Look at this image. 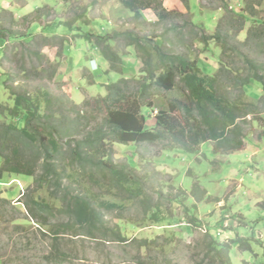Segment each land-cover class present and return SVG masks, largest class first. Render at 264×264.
Wrapping results in <instances>:
<instances>
[{
    "label": "rangeland",
    "instance_id": "374dc122",
    "mask_svg": "<svg viewBox=\"0 0 264 264\" xmlns=\"http://www.w3.org/2000/svg\"><path fill=\"white\" fill-rule=\"evenodd\" d=\"M158 1L172 12L161 21L160 10L154 8L144 9L136 21L137 16L122 0H0V31L6 35V39L0 38V104L13 106L7 86L22 92L45 85L48 91L64 94L79 105L104 97L106 85L138 77L144 64L134 47L117 40L111 44L122 56L117 66L123 71L113 72L97 46L84 37L87 33H107L113 38L137 27L143 35L152 31L161 35L176 26L183 30L184 38L177 40L171 33L169 39L176 47L170 48L199 58L209 74H219L225 94L232 100L241 97L255 112L237 120L245 133L243 147L232 151L218 148L214 153L217 144L208 142L199 147L198 154H188L164 151L163 144H116L115 163L129 166L143 180L150 206L162 210L161 222L152 217L154 209L147 214L141 199L130 202L110 187L64 182L70 196L89 191L95 207L105 202L125 204V211L108 207L104 215L110 228L126 226L127 242L56 233V226L68 221L61 199L54 200L48 186L38 189L32 178L4 174L0 180V264H208L212 256L201 263L207 251V232L229 251L232 264H264V87L253 81L242 95L235 86L236 75L222 73L218 61L222 57L237 71L246 70L250 60L264 67V0L256 7V17L244 13L246 0ZM38 8L47 15L39 21ZM8 31L25 35V40L31 37V48L22 37L13 38ZM217 34L228 49L211 41L207 51L201 38ZM54 69L55 75L50 77ZM42 70H48L49 75ZM9 75L15 81H9ZM164 97L154 98L149 126H155L154 115L166 105V99L186 101L179 87ZM0 117L6 122L5 115ZM28 195L51 207L40 213V223L24 205ZM119 215L122 220L117 219ZM144 238L170 246L165 253L159 248L143 250L140 255L135 241Z\"/></svg>",
    "mask_w": 264,
    "mask_h": 264
},
{
    "label": "trees",
    "instance_id": "16d2710c",
    "mask_svg": "<svg viewBox=\"0 0 264 264\" xmlns=\"http://www.w3.org/2000/svg\"><path fill=\"white\" fill-rule=\"evenodd\" d=\"M122 4L137 16L136 21L140 20L144 9L160 10V21L172 14L158 0H122ZM261 4V0H246L244 13L256 17V7ZM37 11L38 21L42 15L47 16L42 14V8ZM86 22L89 23L87 19ZM71 25L69 23L67 27L72 31ZM182 31L174 26L161 35L155 31L143 35L134 27L116 33L117 36L113 38L107 33H87L84 37L97 46L101 55L111 64L113 72L123 71L122 67L117 66L122 63V56L111 44L117 40L125 42V46L134 47L144 67L138 77L130 80L122 78L108 84L106 96L88 99L82 105L74 103L64 94L48 91L45 85L22 92L7 86L13 106L0 104V115L7 117L6 122L0 121V160L3 161L0 180L4 174H16L34 179L38 189L48 186L54 200L61 199L63 212L68 217V221L56 226V233L63 231L108 242L129 241L123 230L126 226L116 224L110 228L104 215L108 207L125 211V204L105 202L95 207L89 191L70 196L65 181L82 187H88L87 184L110 187L123 193L130 202L141 199L148 210L147 214L154 209L152 217L157 222L163 220L159 215L162 214L161 208L150 206L151 200L145 192L143 180L129 166L115 163L116 144H135L137 147L142 144H163L164 151L173 149L188 154H198L199 147L208 142L217 144L214 153H217L218 148L232 151L243 147L245 133L237 120H245L255 112L241 97L232 100L229 94H225L219 74H209L206 67L200 64L199 58L192 59L186 52H175L170 48L176 47L174 40L169 39L170 34H176L174 37L181 40L184 38ZM8 35L13 38L25 37L9 31ZM0 38L6 39L2 31ZM30 41L31 37L25 40L31 48ZM211 41L221 45L224 50L228 49L227 43H223L218 34L203 36L200 40L207 51ZM34 55L32 53L31 58ZM4 57H7L6 52ZM218 61L223 66L222 73L236 75L235 86L242 95L253 81L262 83L264 87V74H261L264 73V67L256 65L253 60L247 62L246 70L240 71L229 67L222 57ZM42 71L49 75L48 70ZM54 75L55 69L50 77ZM8 80L15 81L10 75ZM39 80L43 79L39 77ZM26 81L33 80L26 78ZM178 87L183 89L186 101L166 99V105L157 109L154 115L155 126H149L148 120L155 110L154 98L164 99L165 94ZM24 197V205L31 217L40 223V213L51 208L50 205L36 202L33 195ZM117 219L122 220V217L119 215ZM205 234L208 241H205L204 248L207 251L201 263L212 256L208 264H232L229 251L221 248L209 232ZM135 245L140 255L143 250L149 252L159 248L165 253L166 247L170 246L168 242L165 246H159L154 238L137 240ZM52 256L57 257V254L52 251Z\"/></svg>",
    "mask_w": 264,
    "mask_h": 264
}]
</instances>
